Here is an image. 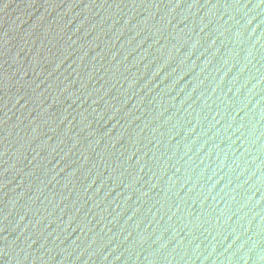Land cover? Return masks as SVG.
I'll return each instance as SVG.
<instances>
[{"label": "water", "instance_id": "95a60500", "mask_svg": "<svg viewBox=\"0 0 264 264\" xmlns=\"http://www.w3.org/2000/svg\"><path fill=\"white\" fill-rule=\"evenodd\" d=\"M0 264H264V0H0Z\"/></svg>", "mask_w": 264, "mask_h": 264}]
</instances>
